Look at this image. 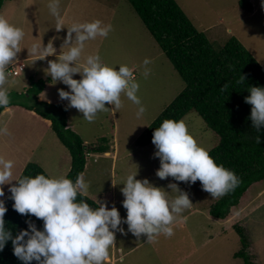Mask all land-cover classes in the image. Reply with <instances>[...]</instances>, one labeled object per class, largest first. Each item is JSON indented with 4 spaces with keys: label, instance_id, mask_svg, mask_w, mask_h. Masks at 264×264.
Instances as JSON below:
<instances>
[{
    "label": "rangeland",
    "instance_id": "obj_1",
    "mask_svg": "<svg viewBox=\"0 0 264 264\" xmlns=\"http://www.w3.org/2000/svg\"><path fill=\"white\" fill-rule=\"evenodd\" d=\"M174 1L192 25L211 40L213 49L219 50L227 40L236 38L264 69L262 0H250L252 12L241 9L239 0ZM48 3L49 0H10L5 1L0 10V16L24 32V38L20 42L21 51L7 68L12 67L18 59L33 58L22 62L24 70L18 77L6 71L8 82L5 87L8 89L10 102L27 103L24 91L34 80L37 71L38 78H42L40 80H51L49 92L54 98L50 101L67 107L68 101L59 98L58 89L69 91L68 87L62 82L52 81L51 76L45 74L48 61L55 60L57 56L40 60L32 54V46L40 44L46 46L50 38L59 36L60 39L53 42L58 55L67 51L66 47L61 46L67 28L73 23L100 20L102 24H111L112 29L107 37L97 36L85 42L80 63H83L89 55L99 54L104 64L115 66L117 70L120 65L128 66L139 84L136 94L145 111L137 116L139 106L123 93H121L122 104L119 109H113L114 105L106 103L105 106L110 110L99 112L91 123L83 119V114L76 108L67 107L69 110L67 120L72 125V131L86 141L87 146L99 143L101 138H105L109 143L108 161L100 157L102 154L99 153L93 155L91 153L87 156L86 164L89 166L94 158L101 159V164L96 167L91 165L92 169L85 171L83 176L89 188L84 193L90 195L91 201L98 207L100 203L106 202L108 207L115 206L122 218L126 217V210L121 204L124 197L120 189L127 176L137 171L135 179H148L154 186L162 187L169 192V198H174L177 193L171 191L167 185L176 183L180 190L187 192L192 203L190 208L176 216L171 225L174 232L171 237L160 234L152 242H147L146 235L142 234L137 238L127 232L126 224H122L126 234L116 232L114 244L110 247L109 256L103 264H244L242 259L234 258V254L242 248L240 234L246 238L245 252L249 258L256 264H264V181L250 186L226 218L215 219L209 214V209L218 197L212 198L211 194L202 190L197 181L188 184L175 181L172 177L161 180L155 174L159 168V159L153 156L154 145L137 146L138 138L180 95L185 89V83L128 1L60 0L59 17L51 14ZM58 23L63 26L59 31L56 30ZM145 58L151 61L147 76L143 74L142 66ZM73 78L80 79V75L75 74ZM182 119L197 143L208 152L219 143V137L206 127L204 121L195 112L190 111ZM33 123L28 115L17 114L11 127L16 124L18 127L29 128V132L25 134L19 131L20 133H12L14 136H11L10 127L0 139L1 144L5 137H9L22 151V154L13 155L9 150L8 155L4 157V160L13 159L11 177L13 180H17L21 174L18 175L17 171L21 163L25 161L34 163L37 159H46V157H38L41 151L49 148L50 145L44 148L33 146L34 139L31 134L43 132V127H37ZM48 134L53 136L51 131H48ZM22 141H26L28 145L23 144ZM47 141L46 138L45 143H48ZM62 147L69 159L68 150ZM57 150L62 157V149ZM52 164L56 165L55 162ZM61 164L64 162L61 161ZM60 166L61 169H67V166ZM45 172L51 177L46 170ZM97 174L96 179L94 175ZM11 183L15 184L16 181ZM3 187L5 197L0 199H5L9 194L8 185Z\"/></svg>",
    "mask_w": 264,
    "mask_h": 264
},
{
    "label": "clouds",
    "instance_id": "obj_2",
    "mask_svg": "<svg viewBox=\"0 0 264 264\" xmlns=\"http://www.w3.org/2000/svg\"><path fill=\"white\" fill-rule=\"evenodd\" d=\"M59 2L49 0L48 3L55 17L60 15ZM62 27L58 23L56 30ZM111 29V24H102L100 20L73 23L67 28L61 46L67 51L58 55L53 42L60 39L59 36L50 38L46 46H32V54L40 60L57 56L48 61L45 74L50 75L52 81L68 87L69 91L58 89L59 98L67 100V107L76 108L89 123L99 112L110 110L106 103L119 109L121 93L139 106L137 116L145 111L136 94L139 84L128 66L120 65L117 70L115 66L104 64L99 54L89 55L80 63L85 42L97 36L107 37ZM23 38L21 28L0 16V107L10 103L5 87L8 82L6 69L21 51ZM150 63L148 58L142 62L145 76L150 72ZM75 74H79L80 79H74ZM240 79L245 81L243 75ZM248 91L250 95L244 100L251 105L250 119L259 132L264 126V87L250 86ZM255 139L257 144L261 143L259 135ZM151 142L155 147L153 156L159 159L155 174L161 180L172 177L188 184L199 180L202 190L210 193L212 198L223 197L240 183L234 171L218 165L208 150L197 143L183 119H165L154 130ZM12 168V160L0 158V198L5 197L3 186L8 185L10 195L6 199L13 201L12 208L21 215L35 216L43 221V229L39 230L34 221L27 219V228L13 236L5 227L4 216L8 211L5 199H0V251L11 241L13 254L22 264L32 261L37 264H103L114 244L116 232L126 234L122 224L127 225V232L133 236L139 238L144 234L147 242H152L160 234L171 237L174 234L171 225L176 216L192 206L187 192L180 190L176 183L167 185L177 193L174 198H169V192L154 186L148 179H135L136 171L127 176L120 189L124 197L121 204L126 210V217L122 218L118 209L108 207L106 202L93 208L85 200H77L78 192L89 188L83 174L78 175L75 182L63 176L45 174L13 180Z\"/></svg>",
    "mask_w": 264,
    "mask_h": 264
},
{
    "label": "trees",
    "instance_id": "obj_3",
    "mask_svg": "<svg viewBox=\"0 0 264 264\" xmlns=\"http://www.w3.org/2000/svg\"><path fill=\"white\" fill-rule=\"evenodd\" d=\"M5 1L10 0H0V10ZM127 1L185 83L180 95L138 138L137 146L152 144L154 130L165 119L180 120L190 111L200 116L206 127L219 137V143L209 151V155L218 165L234 171L240 180L234 190L218 197L209 209L213 218L222 220L238 205L250 186L264 181V126L259 132L256 130L250 119L251 105L244 100L250 95V86L264 87V69L236 38L227 40L219 50L213 49L211 40L192 25L174 0ZM238 4L247 12L253 10L250 0H239ZM241 75L245 81H241ZM44 87L42 80L31 81L25 90L27 103L11 101L6 107H0V114L5 108L17 105L49 120L51 130L71 157L66 178L75 182L85 170L87 156L107 153L109 143L101 138L99 143L85 146L83 140L67 128V107L38 100ZM257 135L260 136V144L256 143ZM37 174L48 176L37 164L28 163L18 179ZM197 182L200 184L199 180ZM77 200H85L91 207H98L79 192ZM5 202L8 208L4 216L5 227L12 231L13 236L27 228V219L34 221L39 230L43 229L41 219L21 215L12 208V200L5 198ZM240 243L242 248L234 258L242 259L244 264H256L245 252L246 238L241 234ZM0 264H22L13 254L11 241L0 251ZM31 264L37 262L32 261Z\"/></svg>",
    "mask_w": 264,
    "mask_h": 264
},
{
    "label": "crops",
    "instance_id": "obj_4",
    "mask_svg": "<svg viewBox=\"0 0 264 264\" xmlns=\"http://www.w3.org/2000/svg\"><path fill=\"white\" fill-rule=\"evenodd\" d=\"M34 58H36V57H34ZM30 59H33V58L18 59L16 61V63H14L13 67L16 68L21 62L28 61ZM10 68L11 67H9V69ZM7 70H8V68H7ZM20 74L21 73H19V75ZM18 76H16V77H18ZM34 76H35L34 80H33L34 82L42 79V78H38L37 71H36V74H34ZM42 81L45 82V87H44V90L42 91V93L38 96V100L41 101V102L48 103V104L58 105L57 103L50 101L52 98H54L53 95L49 92V85L51 84V80L48 79V80H42ZM68 111L69 110L67 108V113H68ZM17 114H19L20 116L26 114V115H28L31 118V120L34 121L33 125H35L37 127H40V128L43 127V132L39 131L38 133H36V135H35V133L31 134V137L34 139L33 146L43 147V148L44 147H48V145L51 146V149H50V146H49V148H44L41 151L40 156L38 157V158L46 157V159L40 158V159L35 160L34 163L37 164L38 166H40L43 169L44 172L46 170L51 177H61V176L66 177V174H68V172L70 170V167H71V157L68 159L66 154H64L65 150L62 147L63 145L60 146L61 143L59 142L58 138L56 137V135L51 130V123H50L49 120L41 118L40 116L35 114L33 111H29V110H27V109H25V108H23L21 106L13 105V106L5 108L1 112V114H0V129H6L7 130L8 128H10L12 126V123L15 120V117H16ZM66 117H67V114H66ZM67 128L72 130V125L69 124L68 120H67ZM11 129H12V131L10 132L11 136H14L12 133H17L19 131H21V132L26 134L30 130L29 128L18 127V125H16V124H13V128L11 127ZM48 131H51V133H53V136H50V134H48ZM4 134H5V132L0 131V139L4 136ZM46 138L48 139V141H47L48 143H45V139ZM22 143L28 145L26 141H22ZM83 143H84L85 146H87L86 141H83ZM58 148L62 149V157H60V153L57 150ZM9 150L11 151V153L13 155L14 154H18V155L22 154L21 149L17 148L15 143L9 137H5L3 142L0 144V158L4 159V157L6 155H8L7 151H9ZM31 152H33V150H31ZM54 155H57V156H54ZM108 156H109V152L102 154V156H100V157H102L103 159H106L105 161H108L107 160ZM54 159H56V160H54ZM98 159L99 158H94L92 160V164L91 165H93V167H96V165L101 164V159H99V160ZM61 161H63L64 164H61ZM53 162H55V164H56L55 166L52 164ZM28 163H30V162L29 161H25L23 164L21 163L20 168L17 169L18 175L22 172V170L25 168V166ZM42 164L44 165V167H43ZM60 165L67 166V169H65V170L61 169ZM91 165L90 166H89V164L85 165V170L83 172V175H84L86 170L90 171L92 169V168H90ZM94 178L97 179L98 178V174L94 175ZM79 193H81L82 195L86 196L88 199L91 200L90 195H88V194H86L84 192H79Z\"/></svg>",
    "mask_w": 264,
    "mask_h": 264
},
{
    "label": "built area",
    "instance_id": "obj_5",
    "mask_svg": "<svg viewBox=\"0 0 264 264\" xmlns=\"http://www.w3.org/2000/svg\"><path fill=\"white\" fill-rule=\"evenodd\" d=\"M22 66L23 63L21 62L16 68L12 66L10 69L7 70V72L13 76H18L19 73H21V71L24 69Z\"/></svg>",
    "mask_w": 264,
    "mask_h": 264
}]
</instances>
